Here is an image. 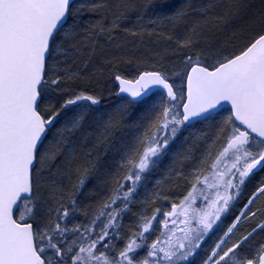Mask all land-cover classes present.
I'll use <instances>...</instances> for the list:
<instances>
[{"label": "snow or ice", "instance_id": "snow-or-ice-1", "mask_svg": "<svg viewBox=\"0 0 264 264\" xmlns=\"http://www.w3.org/2000/svg\"><path fill=\"white\" fill-rule=\"evenodd\" d=\"M0 264H264V0H0Z\"/></svg>", "mask_w": 264, "mask_h": 264}, {"label": "trees", "instance_id": "trees-1", "mask_svg": "<svg viewBox=\"0 0 264 264\" xmlns=\"http://www.w3.org/2000/svg\"><path fill=\"white\" fill-rule=\"evenodd\" d=\"M225 114H226V113H225ZM128 223H129V221L126 220V221H125V224L127 225Z\"/></svg>", "mask_w": 264, "mask_h": 264}, {"label": "flooded vegetation", "instance_id": "flooded-vegetation-1", "mask_svg": "<svg viewBox=\"0 0 264 264\" xmlns=\"http://www.w3.org/2000/svg\"><path fill=\"white\" fill-rule=\"evenodd\" d=\"M257 239H259V237H257Z\"/></svg>", "mask_w": 264, "mask_h": 264}]
</instances>
